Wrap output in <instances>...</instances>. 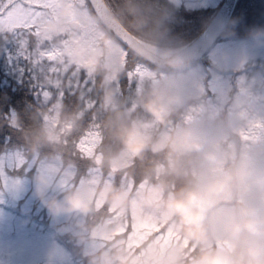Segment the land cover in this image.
Masks as SVG:
<instances>
[{"label": "clouds", "instance_id": "1", "mask_svg": "<svg viewBox=\"0 0 264 264\" xmlns=\"http://www.w3.org/2000/svg\"><path fill=\"white\" fill-rule=\"evenodd\" d=\"M117 15L145 41L131 47L134 57H149L148 45L160 22H152L140 0H122ZM37 27L39 42L31 52L34 63L43 60L41 46L52 42L62 47L64 67L74 65L97 81L96 115L107 137L99 164L109 175L129 178L137 164L143 166L144 179L134 191L107 181H84L66 188L46 172L33 177L34 195L60 222L58 231L74 241L87 264H135V256L119 242L101 243L113 232L107 220L99 225L88 222L99 212L98 204L122 213L155 209L173 218L183 236L196 245L194 264H264V116L258 123L246 112L218 121L180 122L177 118L187 108L189 96L184 82L170 76L137 97L149 120L136 118L112 87L121 76L119 46L81 0H57L52 17L39 21ZM251 39L255 47L264 46V31L253 32ZM191 61L189 54L176 52L164 63L178 73ZM217 65L227 69L230 56L222 53ZM44 83L60 87L62 73L49 71ZM32 120L34 126L24 130V137L29 153L38 156L42 147L64 143L82 116L61 104L48 121L38 113L32 114ZM10 123L21 128L16 114ZM181 258L182 250H174L169 264H179Z\"/></svg>", "mask_w": 264, "mask_h": 264}, {"label": "trees", "instance_id": "2", "mask_svg": "<svg viewBox=\"0 0 264 264\" xmlns=\"http://www.w3.org/2000/svg\"><path fill=\"white\" fill-rule=\"evenodd\" d=\"M255 5H261V7L256 8ZM86 7L92 11L90 5H86ZM210 12L212 11H209L208 18L210 17ZM199 14H193L189 17L177 16L172 24H160L158 34L154 36L149 45L167 49L180 48L186 45L206 25ZM100 26L103 27L101 24ZM255 31H264V0H239L228 27L216 45L222 41L252 40L251 34ZM133 33L138 39L145 42L137 33ZM30 42L34 44L35 40L30 39ZM116 43L124 50L123 52L119 51L124 54L122 56V58L124 57V64L120 67V78L112 83V87L116 90L119 100L124 102L125 108L134 117L147 121L149 117L143 113L137 104V97L148 86L165 81L168 78V74H177V72L156 69L142 58L134 57L131 50L122 47L117 41ZM20 44V39L13 35V33L0 32V157L10 149L22 152L26 158L24 164L20 168L11 170L10 175L12 177H26L27 175V177L33 178L37 167L28 168L27 166L34 156L28 151L24 130L31 129L34 126V121L32 120L33 113H38L41 119L48 121L53 116L54 109L63 104L69 111H74L77 115L80 114L82 116V121L79 124L86 129L93 124H98L100 127V133L97 135L99 140L95 145L96 149H93L96 153L95 161L81 155L71 147L60 152L62 153L61 169L72 168L76 171L74 177L75 186L81 179L88 176V169L94 167L95 163L100 165L97 158L107 142L102 120L96 115L99 108L97 81L74 66L62 67V64H60L53 71L49 69L50 63L46 60H42L36 64L33 62L35 58L31 55L30 51H25V48H22V52H19L18 48ZM208 55H205L204 60L208 58ZM257 64L254 63V67ZM197 65H201L204 69L208 70V62L198 60L191 63L182 72H186ZM248 66L246 68H250ZM143 67L151 70L152 74H149L151 76L147 75L146 78L142 79L139 74L135 73V69L140 70ZM49 71L57 75L62 73L64 83L60 87L44 83L45 75ZM129 72H133L131 79L128 76ZM232 73L234 72L232 71ZM237 73L235 72V75ZM45 93L47 95L51 93V95L46 97ZM194 101V99H190L188 106L194 104ZM187 108L177 118L180 122ZM13 114L18 115L21 121V128H16L10 123ZM226 115L227 112L223 111L220 116L216 117L215 121L223 119ZM54 148L51 146L42 147L36 163L38 164L46 158L50 160L55 157ZM99 168L101 169L102 181H104L109 176V172L101 165ZM112 176V183L122 186L123 174H112ZM133 178L137 185L143 181L142 165L137 164L134 169ZM54 182L56 183L57 179ZM64 187L70 186L66 183ZM21 201L23 200L21 199ZM22 204H24V201ZM17 212L18 218L22 215L20 219L26 223L28 229L30 228V232L46 235L49 231V233H52V237L71 254V258H73L75 264H87L86 258L82 255L74 241L67 234L58 231L60 222L55 225L51 224L52 217L36 196H34V199L25 211L20 208V205L17 206ZM106 214H108L107 206L89 217L88 222L92 225H99L104 221L103 216Z\"/></svg>", "mask_w": 264, "mask_h": 264}, {"label": "rangeland", "instance_id": "3", "mask_svg": "<svg viewBox=\"0 0 264 264\" xmlns=\"http://www.w3.org/2000/svg\"><path fill=\"white\" fill-rule=\"evenodd\" d=\"M5 28L7 31L0 29V32H9L16 36L12 27L5 24ZM38 37L27 35L18 37L21 42L18 48L19 52H22V48H25V46L30 53L35 51L39 42ZM30 39L35 40V43L32 44ZM49 47L50 45L46 43L41 46V50ZM119 51L123 52L124 50L119 46ZM121 52H119L118 59L120 67L124 64V57L122 58L124 54ZM222 53H227L230 56V65L227 69L217 65V60ZM206 60L209 65L208 70L201 65H197L186 72L168 74L167 79L170 76L181 79L186 86L189 100H195L194 104L188 106L187 111L183 113L181 122L189 118L215 121L216 117L226 111L227 115L246 112L256 118L258 123L259 117L264 116V46L255 47L252 40L222 41L212 49ZM254 63H258V66L254 67ZM60 64L63 67L67 64V61L61 60ZM247 65L250 68H246ZM259 65L263 68H258ZM52 66L49 64L50 70H52ZM235 72L238 73L235 75ZM149 74H152V72L146 67L139 70L142 79ZM50 95L51 93L46 97ZM56 123L54 120L53 124ZM85 129L84 126L79 124L65 138L66 143L55 146L53 150L55 157L50 160L43 159L37 164L38 156H34L28 163V168L36 166L35 175L46 172L53 181L57 179L56 183L58 185L64 186L68 183L70 187H73L76 171L72 168L61 169L62 153L60 152L67 150L68 147L77 151L76 143ZM94 139L96 145L99 138L97 136ZM25 159L22 152L14 149L8 150L0 157V264H75L71 254L52 237V233L48 231L46 235H39L36 232H30V228L28 229L26 223L20 219L22 215L20 218L17 216V206L20 205V208L25 211L35 196L33 178H29L27 175L26 177H12L10 175L11 170L20 168ZM97 172V167L94 165V167L88 169V176L81 179L77 185L84 181L112 182V175L107 176L102 181L101 172L99 175H97ZM123 177H127L129 182H134L133 177L129 178L123 175L122 186L125 183ZM21 199L24 204H22ZM103 217L105 221L109 219V214ZM58 223L53 219L51 220V224Z\"/></svg>", "mask_w": 264, "mask_h": 264}, {"label": "snow or ice", "instance_id": "4", "mask_svg": "<svg viewBox=\"0 0 264 264\" xmlns=\"http://www.w3.org/2000/svg\"><path fill=\"white\" fill-rule=\"evenodd\" d=\"M84 6L90 5L92 12L106 24L105 12L109 7L107 0H81ZM57 0H0V29L7 31L5 24L12 27L18 37H38V22L51 18L56 9ZM14 26V27H13ZM47 49H42L40 55L51 65L54 71L59 67L64 56L59 44L48 42ZM139 74V69H135ZM129 78L133 72L128 73ZM47 95V93H45ZM100 133L98 124H93L84 130L76 143V150L83 156L95 161V137ZM67 141H65L66 143ZM98 150V149H97ZM96 164V163H95ZM97 167V175L101 169ZM125 187L134 191L135 182H129L123 177ZM140 186H143L142 184ZM99 211L105 206L98 204ZM107 221L113 232L102 238L101 243L108 246L119 242L128 252L135 256V264H169L170 254L174 250H182L179 264H194L193 257L197 251L196 245L188 241L182 234L181 227L173 218L155 209H143L139 213L134 209L119 212L107 207ZM223 246L225 242H218Z\"/></svg>", "mask_w": 264, "mask_h": 264}, {"label": "water", "instance_id": "5", "mask_svg": "<svg viewBox=\"0 0 264 264\" xmlns=\"http://www.w3.org/2000/svg\"><path fill=\"white\" fill-rule=\"evenodd\" d=\"M238 1L239 0H224L221 7L216 11L204 29L186 45L176 49H159L148 45L151 49L163 52L164 55L155 53L151 50V55L142 59L161 70H169L165 66L164 62L169 56L176 52L189 54L192 59L191 63L202 60L203 57L211 51L215 43L225 32L234 14ZM104 15L107 26H105V23H102L101 18L97 16L101 25L123 46L131 49L133 45L145 44L119 22L109 7Z\"/></svg>", "mask_w": 264, "mask_h": 264}, {"label": "flooded vegetation", "instance_id": "6", "mask_svg": "<svg viewBox=\"0 0 264 264\" xmlns=\"http://www.w3.org/2000/svg\"><path fill=\"white\" fill-rule=\"evenodd\" d=\"M140 2L150 13L153 23L159 21L160 24H172L177 16L189 17L190 15L200 13L199 15L203 18V22L207 24L221 7L224 0H140ZM107 3L109 9L119 22L133 33L131 29L121 22L117 15L122 0H107ZM255 7L260 8L261 5H255ZM193 11L200 12L195 13ZM209 11L212 12H210V17L208 18ZM259 68H262V66L259 65Z\"/></svg>", "mask_w": 264, "mask_h": 264}, {"label": "bare ground", "instance_id": "7", "mask_svg": "<svg viewBox=\"0 0 264 264\" xmlns=\"http://www.w3.org/2000/svg\"><path fill=\"white\" fill-rule=\"evenodd\" d=\"M151 49V48H150ZM153 52H155V53H158V54H161V55H164V53L163 52H161V51H157V50H155V49H151Z\"/></svg>", "mask_w": 264, "mask_h": 264}]
</instances>
